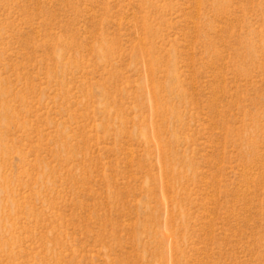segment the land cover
Instances as JSON below:
<instances>
[{
  "label": "rangeland",
  "instance_id": "rangeland-1",
  "mask_svg": "<svg viewBox=\"0 0 264 264\" xmlns=\"http://www.w3.org/2000/svg\"><path fill=\"white\" fill-rule=\"evenodd\" d=\"M0 264H264V0H0Z\"/></svg>",
  "mask_w": 264,
  "mask_h": 264
}]
</instances>
